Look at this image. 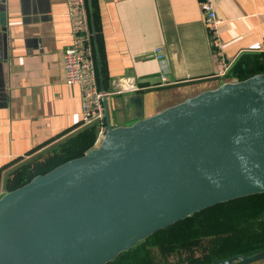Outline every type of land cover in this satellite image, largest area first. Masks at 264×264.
Returning a JSON list of instances; mask_svg holds the SVG:
<instances>
[{
    "label": "water",
    "instance_id": "water-1",
    "mask_svg": "<svg viewBox=\"0 0 264 264\" xmlns=\"http://www.w3.org/2000/svg\"><path fill=\"white\" fill-rule=\"evenodd\" d=\"M108 100L99 146L0 198V264H106L179 220L264 193V72L130 126L110 124Z\"/></svg>",
    "mask_w": 264,
    "mask_h": 264
},
{
    "label": "crops",
    "instance_id": "crops-1",
    "mask_svg": "<svg viewBox=\"0 0 264 264\" xmlns=\"http://www.w3.org/2000/svg\"><path fill=\"white\" fill-rule=\"evenodd\" d=\"M201 1L86 0L100 87L110 90L120 77H132L142 87L109 98L113 127L130 126L238 80L229 70L218 75L222 66ZM212 1L229 61L264 52V0ZM71 39L66 0H0V186L5 192L99 146L98 127L81 125L80 87L65 80L63 54ZM161 74L167 76L164 84Z\"/></svg>",
    "mask_w": 264,
    "mask_h": 264
},
{
    "label": "trees",
    "instance_id": "trees-1",
    "mask_svg": "<svg viewBox=\"0 0 264 264\" xmlns=\"http://www.w3.org/2000/svg\"><path fill=\"white\" fill-rule=\"evenodd\" d=\"M261 72L264 52L244 53L231 65L228 76L243 80ZM200 246L203 258L190 264H212L264 250V193L219 203L179 220L106 264H170L171 255L192 252Z\"/></svg>",
    "mask_w": 264,
    "mask_h": 264
},
{
    "label": "built area",
    "instance_id": "built-area-1",
    "mask_svg": "<svg viewBox=\"0 0 264 264\" xmlns=\"http://www.w3.org/2000/svg\"><path fill=\"white\" fill-rule=\"evenodd\" d=\"M66 2L72 39L63 54L65 80L68 84H77L80 87L82 96L81 125L95 124L99 130L97 143L100 144L107 133L105 101L112 95L137 91L142 87L132 77H120L110 90L100 87L86 0H66ZM201 9L211 32V45L222 66L218 75H224L233 62L226 57L220 40L219 26L222 20L217 16L212 0H202ZM166 81V74H161L160 83L164 84ZM5 193L0 186V198Z\"/></svg>",
    "mask_w": 264,
    "mask_h": 264
},
{
    "label": "rangeland",
    "instance_id": "rangeland-1",
    "mask_svg": "<svg viewBox=\"0 0 264 264\" xmlns=\"http://www.w3.org/2000/svg\"><path fill=\"white\" fill-rule=\"evenodd\" d=\"M203 250H204L203 246H200L192 252H188V253L182 252L179 254H173L169 257L168 262L170 264H190V261H193L197 258H203ZM224 259H226V258H224ZM219 261H221V260H219ZM219 261H216V262H219ZM216 262H214V263H216ZM262 263H264V262L261 261V263H258V264H262ZM249 264H254V263H249ZM255 264H257V263H255Z\"/></svg>",
    "mask_w": 264,
    "mask_h": 264
}]
</instances>
